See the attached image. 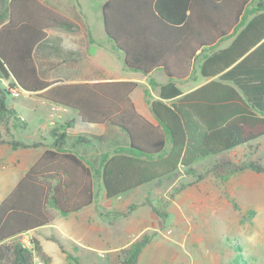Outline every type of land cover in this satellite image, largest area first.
Returning <instances> with one entry per match:
<instances>
[{
	"label": "trees",
	"instance_id": "obj_1",
	"mask_svg": "<svg viewBox=\"0 0 264 264\" xmlns=\"http://www.w3.org/2000/svg\"><path fill=\"white\" fill-rule=\"evenodd\" d=\"M253 1L103 2L105 32L122 52L125 67L145 74L163 68L170 77L159 85L160 99H152L145 91V100L157 125L134 108L129 97L137 85L134 81L51 85L52 82L39 78L32 51L44 38V29L51 26L72 29L75 23L38 0L9 1L8 20L0 26V117L18 119L9 95L12 89H24L51 102L75 108L84 122H104L116 127L127 142L112 154L101 152L97 162L87 161L85 165L75 155L67 153L65 146L70 143L71 148L90 141L78 135L70 142L61 125L62 130L51 143L55 151L46 149L0 203V264H32L31 252L21 246L17 235L51 221V207L68 214L89 205L97 173L106 197L113 198L174 173L195 174L196 163L232 149L256 148L255 139L264 136V70L256 68L254 57L264 48V41L239 63L244 73L233 80L241 91V96L236 94L240 105L223 117H206L195 102L199 100L200 90L173 100L180 90L172 80L188 75L190 60L201 48L215 44L236 29L243 10ZM257 26L264 27V11L248 21L237 40L225 51L231 53V49L237 47L238 39L244 37L242 32L256 33L252 40H246V47L260 40L264 28L257 30ZM7 78L10 80L4 85L2 80ZM162 99L172 101L167 103ZM233 114L236 116L232 117ZM3 142L13 149L40 144L14 138L4 140L0 130V143ZM217 161L227 176L244 170L264 172L260 159L249 158L247 154L239 164L227 158ZM202 177L198 174L197 180ZM52 239L66 253L69 264H82L77 256L65 251L58 239ZM150 240L151 235L143 233L120 249L116 254L117 264H137L139 254ZM240 257V252L235 254L232 264H239Z\"/></svg>",
	"mask_w": 264,
	"mask_h": 264
},
{
	"label": "crops",
	"instance_id": "obj_2",
	"mask_svg": "<svg viewBox=\"0 0 264 264\" xmlns=\"http://www.w3.org/2000/svg\"><path fill=\"white\" fill-rule=\"evenodd\" d=\"M9 1L0 0V15H2L0 26L8 20ZM38 1L75 23L72 29L62 26H51L44 29V38L34 46L32 51V58L39 78L52 82L51 85L134 81L137 85L129 93L134 108L146 120L157 125L158 121L145 100V91L152 99H160L157 94L159 85L167 82L170 77L163 68L145 74L125 67L122 52L114 46L113 41L106 36L103 29L101 6L105 0L96 2L92 0ZM263 11L264 0H254L243 10L241 21L236 29L219 39L215 44L201 48L190 60L188 75L181 79L172 78L175 86L180 90V94L173 100L200 90L199 100L195 102L203 109L206 117L215 118L223 117L232 108L239 106L240 100L236 94L241 96V91L233 77L238 79L240 73H244V68L243 66L239 67V63L264 41V34L260 40L246 47V40H252V36L256 33L252 32V35L242 32L244 37L238 39L237 47L231 49V53L225 50L232 46L234 40H237L248 21ZM256 28L263 30L264 27L257 26ZM238 53L240 54L238 55ZM254 60L257 62L256 68L263 71L264 48L260 49ZM9 80L7 78L2 82L7 85ZM12 90H10L9 100L18 119L10 117L3 120L7 126L8 135H13L14 138L17 137L24 142L35 141L40 144L36 147H18L16 149L11 148L8 144H0V203L13 191L27 169L42 156L46 149L55 151L51 147V143L54 136H57L62 130L61 125L64 126L63 129L68 135L67 140L70 142L78 135L85 136L90 141L71 146V148L69 147L70 143L65 146L67 153L75 155L85 165H88L87 161L97 162L101 152L112 154L127 142L123 134L110 124L82 121L77 110L73 107L46 100L38 96L36 92L20 89L13 94ZM162 100L167 103L172 101V99ZM43 108L47 112L42 117L37 114V111ZM24 111L29 117L28 122L22 114ZM235 116V114L232 115V117ZM263 140L264 136L255 139L258 144ZM238 149L245 150L238 147L200 161L194 166L197 169L196 166L202 162L211 158L217 160L228 152ZM152 182L159 185L161 180ZM152 182L145 183L116 197L107 198L102 179L97 173L93 179L94 196L89 205L68 214H62L51 207L50 211L53 214L51 221L21 233L30 236L45 264H51L53 259L56 260L60 257L63 258L61 264H69L66 253L52 238L58 239L65 251L70 254L71 248L79 249L84 255L96 253L102 256L103 253H114L112 261L117 264V252L127 247L153 226L142 203L148 200L144 190ZM193 182L196 181L188 184L191 185ZM183 186L186 185H181V187ZM118 199L122 205H117ZM177 203L178 205L182 204L181 201H177ZM135 204L139 205L137 213L141 214L134 213L130 208ZM119 206L126 207L117 209ZM158 240L149 242L142 249L137 258V264H147L150 248L159 246L162 242ZM240 251L241 247L238 252ZM233 253L237 254L235 251ZM154 258L156 259V257Z\"/></svg>",
	"mask_w": 264,
	"mask_h": 264
},
{
	"label": "rangeland",
	"instance_id": "obj_3",
	"mask_svg": "<svg viewBox=\"0 0 264 264\" xmlns=\"http://www.w3.org/2000/svg\"><path fill=\"white\" fill-rule=\"evenodd\" d=\"M46 112L43 108L37 114L43 117ZM22 114L28 122L26 111ZM6 118L10 117H0L4 140L14 138L7 133ZM246 154L264 164V140L253 150L238 149L221 157L239 164ZM196 167L195 174L178 172L163 178L159 185L152 182L146 186L148 200L142 202L143 209L154 227L144 233L151 235L150 242L158 238L163 242L150 248L147 264H232L230 258L240 247L239 264H264V172L244 170L227 176L213 158ZM198 174L203 175L199 180ZM192 181L196 182L188 184ZM138 207L130 208L141 214ZM70 251L83 264H115L114 253L100 256L84 255L76 248ZM62 262L60 257L51 264Z\"/></svg>",
	"mask_w": 264,
	"mask_h": 264
},
{
	"label": "built area",
	"instance_id": "obj_4",
	"mask_svg": "<svg viewBox=\"0 0 264 264\" xmlns=\"http://www.w3.org/2000/svg\"><path fill=\"white\" fill-rule=\"evenodd\" d=\"M17 92L16 89L12 90V93L15 94ZM21 246L32 254V264H45L42 256L38 253L35 244L32 242L29 235L26 233H21L18 237Z\"/></svg>",
	"mask_w": 264,
	"mask_h": 264
},
{
	"label": "water",
	"instance_id": "obj_5",
	"mask_svg": "<svg viewBox=\"0 0 264 264\" xmlns=\"http://www.w3.org/2000/svg\"><path fill=\"white\" fill-rule=\"evenodd\" d=\"M102 23H103V17H102ZM103 29H104V32H105V28H104V23H103ZM105 34H106V32H105ZM106 36H107V34H106ZM108 37V36H107ZM113 41V40H112ZM113 43H114V41H113ZM22 90H24V89H22Z\"/></svg>",
	"mask_w": 264,
	"mask_h": 264
}]
</instances>
